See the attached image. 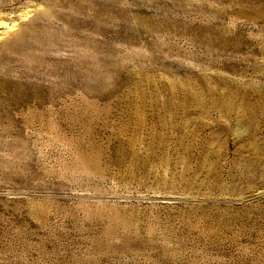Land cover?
Segmentation results:
<instances>
[{
  "label": "rangeland",
  "instance_id": "1",
  "mask_svg": "<svg viewBox=\"0 0 264 264\" xmlns=\"http://www.w3.org/2000/svg\"><path fill=\"white\" fill-rule=\"evenodd\" d=\"M28 20L0 264H264V0H0V43Z\"/></svg>",
  "mask_w": 264,
  "mask_h": 264
},
{
  "label": "bare ground",
  "instance_id": "2",
  "mask_svg": "<svg viewBox=\"0 0 264 264\" xmlns=\"http://www.w3.org/2000/svg\"><path fill=\"white\" fill-rule=\"evenodd\" d=\"M260 17V16H259ZM10 20V19H9ZM31 20H28L27 22H21L19 24V29L16 33L12 34L8 39H6L5 41H2L0 44L2 45H6L7 43H12L14 40H16L17 38L21 37L23 34H25L28 30V28L31 26ZM214 33V32H213ZM214 38V36L212 37ZM220 38V37H219ZM218 38V39H219ZM214 40V39H213ZM217 40V38L215 39ZM225 41V40H224ZM216 44V43H215ZM223 44V43H222ZM226 44V43H225ZM224 44V45H225ZM12 45V44H10ZM4 47V46H3ZM225 48V47H224ZM1 49V48H0ZM217 104V103H216ZM225 106V105H224ZM243 111V110H242ZM244 114V113H243ZM246 118V117H245ZM94 160V159H93ZM97 165V164H96ZM91 168V167H90Z\"/></svg>",
  "mask_w": 264,
  "mask_h": 264
}]
</instances>
